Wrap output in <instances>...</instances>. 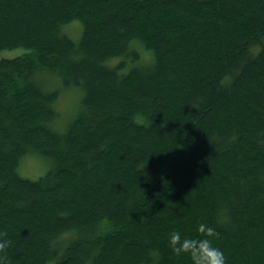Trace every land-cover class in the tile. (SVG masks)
I'll return each mask as SVG.
<instances>
[{"label": "trees", "instance_id": "1", "mask_svg": "<svg viewBox=\"0 0 264 264\" xmlns=\"http://www.w3.org/2000/svg\"><path fill=\"white\" fill-rule=\"evenodd\" d=\"M20 48L0 60V264H191L169 236L201 222L227 264H264V0H0V53Z\"/></svg>", "mask_w": 264, "mask_h": 264}, {"label": "clouds", "instance_id": "2", "mask_svg": "<svg viewBox=\"0 0 264 264\" xmlns=\"http://www.w3.org/2000/svg\"><path fill=\"white\" fill-rule=\"evenodd\" d=\"M200 235H182L173 229L169 236V245L176 254L187 253L191 264H227L224 251L213 243L216 228L199 223L195 229ZM7 241L0 240V250L6 247Z\"/></svg>", "mask_w": 264, "mask_h": 264}, {"label": "rangeland", "instance_id": "3", "mask_svg": "<svg viewBox=\"0 0 264 264\" xmlns=\"http://www.w3.org/2000/svg\"><path fill=\"white\" fill-rule=\"evenodd\" d=\"M73 29V30H72ZM66 32L70 36L71 39H73L75 42H79L81 39V33H82V24L80 22H73L70 23L66 28ZM28 50L25 48L20 49H14V50H5L0 53V60L3 58H15L17 56H23L27 54ZM147 53H143L145 60L149 61L151 58V53L146 51ZM148 53L150 55H148ZM49 77V75L47 74ZM50 80V85L53 87H58L60 85V81L57 77L50 76V78H44L43 80ZM79 92L73 91V92H63L59 102H58V108L61 112V118L62 119L67 118L70 116L74 110L79 105ZM48 169L47 162L39 157L38 155H28L24 158L21 166H20V173L24 177H28L31 179H37L38 177L42 176L46 173Z\"/></svg>", "mask_w": 264, "mask_h": 264}, {"label": "bare ground", "instance_id": "4", "mask_svg": "<svg viewBox=\"0 0 264 264\" xmlns=\"http://www.w3.org/2000/svg\"><path fill=\"white\" fill-rule=\"evenodd\" d=\"M165 5V4H164ZM170 6V5H169ZM63 29V28H62ZM73 30V29H72ZM55 35V34H54ZM58 38V37H57ZM138 39V38H137ZM61 40V39H60ZM139 40V39H138ZM132 41V40H131ZM144 46V45H143ZM129 48V47H128ZM152 50V49H151ZM129 51V50H128ZM132 52V51H131ZM130 56V55H129ZM131 56H133V55H131ZM29 58V57H28ZM49 58V57H48ZM33 59H36V58H33ZM38 59V58H37ZM50 59V58H49ZM140 60V59H139ZM32 61V60H31ZM105 61V60H104ZM37 62H38V60H37ZM91 62H93L92 60H91ZM52 64V63H51ZM100 65V64H99ZM103 65V64H102ZM158 66V65H157ZM117 68V67H116ZM61 69V68H60ZM140 69V68H139ZM64 70V69H63ZM118 71V70H117ZM145 71H147V70H145ZM145 71H143V72H145ZM6 73V72H5ZM9 73H10V71H9ZM64 73V72H63ZM67 73V72H66ZM148 73V72H147ZM8 74V73H7ZM18 74V73H17ZM45 74V73H44ZM43 74V75H44ZM11 75V74H10ZM14 75V74H13ZM49 75V74H48ZM18 76V75H17ZM42 76V75H41ZM47 76V75H46ZM65 76H68V75H65ZM144 76V75H143ZM63 77V76H62ZM30 78V77H29ZM45 78V77H44ZM48 78H50V76L48 77ZM34 79V78H33ZM71 79V78H70ZM74 78H72V80H73ZM86 79V78H85ZM45 80H47V79H45ZM45 80H43V81H45ZM71 81V80H70ZM47 82H48V80H47ZM64 82V81H63ZM84 82V81H83ZM120 82V81H119ZM45 83H46V81H45ZM85 83V82H84ZM48 84H49V82H48ZM65 84V83H64ZM25 85V84H24ZM43 85H44V82H43ZM86 85V84H85ZM33 86V85H32ZM81 86H82V84H81ZM72 87V86H71ZM75 87H76V85H75ZM23 89V88H22ZM86 90V89H85ZM77 91H80V89L78 90L77 89ZM83 91H84V89H83ZM60 92V91H59ZM61 94V93H60ZM50 95V94H49ZM62 95V94H61ZM54 96V95H53ZM56 97V96H55ZM59 97H60V95H59ZM53 99V98H52ZM59 99V98H58ZM87 99V98H86ZM79 100H80V98H79ZM81 104V103H80ZM56 109V108H55ZM57 112V111H56ZM60 115V114H59ZM149 117V116H148ZM147 117V118H148ZM135 121V120H134ZM70 123V122H69ZM147 124V123H146ZM69 126H70V124H69ZM259 134V133H258ZM264 134V133H263ZM258 136V135H257ZM257 138V137H256ZM259 138V137H258ZM260 140V139H259ZM254 141V140H253ZM259 142V141H258ZM258 178V177H257ZM261 178V177H260ZM262 179H264V178H262ZM64 212V211H63ZM66 212V211H65ZM67 213V212H66ZM71 215V214H70ZM66 216V215H65ZM64 216V217H65ZM68 216V215H67ZM63 218V217H62ZM71 218V217H70ZM68 219V218H67ZM111 223V222H110ZM115 224V223H114ZM113 224V225H114ZM117 224V223H116ZM116 226V225H115ZM123 226V225H122ZM125 230V229H124ZM117 231V230H116ZM128 231V230H127ZM115 232V231H114ZM113 233V232H112ZM155 250V249H154ZM153 250V251H154ZM152 252V251H151ZM158 255V254H157ZM158 257V256H157ZM159 258V257H158ZM153 259V258H152ZM157 259V258H156ZM159 261V260H158ZM153 263H155V262H153Z\"/></svg>", "mask_w": 264, "mask_h": 264}]
</instances>
